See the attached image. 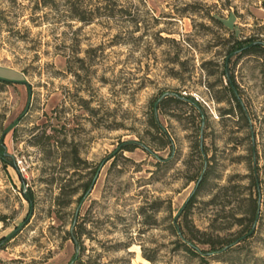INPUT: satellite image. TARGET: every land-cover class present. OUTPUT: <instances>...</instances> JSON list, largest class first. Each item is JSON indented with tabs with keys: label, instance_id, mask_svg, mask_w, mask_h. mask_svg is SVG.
Here are the masks:
<instances>
[{
	"label": "rangeland",
	"instance_id": "374dc122",
	"mask_svg": "<svg viewBox=\"0 0 264 264\" xmlns=\"http://www.w3.org/2000/svg\"><path fill=\"white\" fill-rule=\"evenodd\" d=\"M248 38L264 43L261 0H0V78L25 81L0 82V140L16 165L0 159V264H185L176 230L193 194L200 251L245 230L256 202L233 257L264 264V57L230 54ZM168 93L203 118L169 102L164 137L148 119Z\"/></svg>",
	"mask_w": 264,
	"mask_h": 264
},
{
	"label": "trees",
	"instance_id": "16d2710c",
	"mask_svg": "<svg viewBox=\"0 0 264 264\" xmlns=\"http://www.w3.org/2000/svg\"><path fill=\"white\" fill-rule=\"evenodd\" d=\"M46 3V1H45ZM261 8L264 10V0H261ZM73 17L77 19L78 21L84 22L86 24L91 23L92 19L85 15V11H81L79 8L74 7L73 8ZM238 53L240 56H246L251 54H257L264 57V43L257 42L254 39L248 38L244 40H237L235 41V44L231 46L230 54H236ZM226 74V73H225ZM227 89L229 90L230 94V101L235 102L236 108L241 110V103L238 98L236 89H235V83L234 79L231 78L229 75H227ZM0 82L4 84H13V83H22L25 84L24 79H20L18 81H12L7 79L0 78ZM169 102H182L189 106H192L193 108L197 109L200 113V118H203L202 115V108L201 105L196 102L191 97L179 95V94H164L163 97L157 98L153 104L151 105V115L148 119V123L150 127H152L157 133H159L161 136L167 137L166 133L163 130V127L159 120V114H164L163 108L169 103ZM230 114V112L228 113ZM123 151H133L136 149L139 145L138 141L131 140V141H125L121 143ZM169 145L171 147V140L167 138V141H165L162 146L166 147ZM199 146H203L202 144H199ZM141 148L144 150H147V147L144 145H141ZM8 153L6 152V146L4 144V141L0 140V159L4 163L5 166L10 165L14 168H16V165L13 161H10L8 159ZM203 156V155H202ZM203 170V169H202ZM98 169L93 174L97 173ZM93 177L87 181L83 185V195L79 197V201L83 199L84 196H86L93 184ZM205 181V175L202 177V179H197V186H196V192L200 188V186ZM24 183V181H23ZM63 194V188L61 189ZM22 194L25 198V200L28 202L31 210L34 206V195L33 192L29 189L22 191ZM195 196V194L192 195V197L189 199V201L186 203L185 207L182 209V213L185 212L183 215L184 224L178 226L177 228V235L181 237V239L184 241L181 246L185 252L189 254L188 259L185 264H246V263H240L235 257H233V253L237 251V249L242 242L247 240V238L251 237L254 234L255 230V222L257 220V216L259 213V205H257L256 202H252L251 208L248 213L245 230H239L234 233H231L228 236L220 237V236H207V238L203 241L204 244L208 245L209 249L205 251H200L197 249V247L193 244V239H195V232H198L192 225V223L188 219L187 213L189 212V207L192 204V199ZM246 232V233H245ZM69 236L72 239L73 243L78 247V232L75 231L73 228L72 232H69ZM5 239L0 240V243L3 242ZM196 250V251H195ZM144 258L149 262V264H155V260L152 257L144 256ZM79 260L78 255L75 256L74 263L75 264ZM251 264H257L255 262Z\"/></svg>",
	"mask_w": 264,
	"mask_h": 264
}]
</instances>
